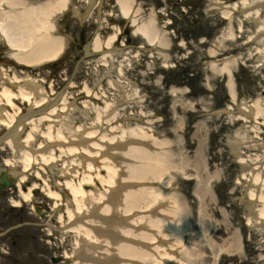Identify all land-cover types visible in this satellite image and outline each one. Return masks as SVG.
<instances>
[{"label":"rangeland","instance_id":"374dc122","mask_svg":"<svg viewBox=\"0 0 264 264\" xmlns=\"http://www.w3.org/2000/svg\"><path fill=\"white\" fill-rule=\"evenodd\" d=\"M41 1L45 0H28ZM88 1L93 2L89 8ZM115 2L69 0L67 10L51 18L55 33L67 34L59 58L30 68L2 63L3 74L36 80L48 99L46 111L53 105L66 106L56 116V128L70 127V132L85 126L103 128L102 117L104 121L118 115L119 125L142 123L156 138L169 141L174 198L167 206L176 211L177 220L168 219L180 243L174 250L179 257L188 254L191 264H264V226L256 225L254 218L247 224L251 192L257 196L252 210L264 206V200L258 201L264 196V172L255 169L264 166V39L256 34L258 23L264 22V0L254 4L261 8L257 15L241 0H134L133 9L140 8L138 23L153 15L158 39L165 36V45L162 40L151 45L131 32V18H124ZM224 9L231 11L230 18L223 15ZM114 32L117 41L106 48L110 52L93 53L89 45L93 37L99 35L104 43ZM225 59H234L230 69L234 101L227 74L218 70ZM89 92L102 97L100 103L91 100ZM256 101L250 117L239 114L242 104ZM16 103L27 110L21 99ZM6 130L0 128V138ZM26 133L22 131L21 137ZM4 141L0 173L8 172L18 182L13 164L21 165V155L15 161ZM39 141L47 138L40 136ZM38 167L28 175V185L36 182ZM41 183L30 201L13 184L0 191V264L71 260L65 256L73 253L78 235L61 229L69 220L67 209L55 212L56 200Z\"/></svg>","mask_w":264,"mask_h":264},{"label":"bare ground","instance_id":"6f19581e","mask_svg":"<svg viewBox=\"0 0 264 264\" xmlns=\"http://www.w3.org/2000/svg\"><path fill=\"white\" fill-rule=\"evenodd\" d=\"M256 1L263 0H241V4L254 7ZM133 2L116 0L120 14L132 19L134 33L151 45L159 40L165 45V36L158 39L153 15L138 23L140 8L133 9ZM68 4L69 0H45L35 4L28 0H0V34L11 48L10 58L28 68L59 58L64 39L55 33L51 18L67 10ZM254 8L257 15L261 8ZM223 12L225 17H231L230 10ZM257 28V36L262 34L260 37L264 39V22L258 23ZM117 33L110 34L104 43L99 35L94 36L92 51L109 53L107 49L116 42ZM233 61L225 59L218 70L227 74L226 85L234 101L236 94L230 78ZM30 79L17 75L8 77L0 69V81L6 84L0 85V128L7 129L4 143L14 152L15 161L21 155V165L14 162L13 169L20 175L16 186L23 199L30 201L34 190L43 182L47 185V195L56 200L53 210L58 212L64 206L67 209L69 220L60 227L78 235L73 253L65 256L71 259L68 264H191L188 254H184L183 259L175 254L180 243L168 219L176 216V211L167 206L174 198L170 190L174 165L168 151L169 141L156 138L142 123L119 125L122 116L118 115L103 121L99 114L103 128L85 126L76 132H70V127L69 131L64 126L56 128V116L61 115L66 106L58 109V105H53L46 111L48 99L44 90L36 80ZM87 96L97 103L102 99L91 92ZM18 99L27 104L25 112L16 103ZM51 102L56 104L57 100ZM257 105L258 101L241 106L252 112ZM113 110V107L106 110V116ZM24 130L27 133L22 138ZM34 136L36 146L31 144ZM40 136H45L47 141L36 143ZM35 165H40L33 175L36 182L26 186ZM258 168L264 172V166H255ZM251 194L248 205L252 215L247 224H253L254 218L256 225L263 228L264 206L252 210L256 194ZM259 197V202L264 200L263 195ZM49 227L52 234L53 229Z\"/></svg>","mask_w":264,"mask_h":264},{"label":"flooded vegetation","instance_id":"af4514ba","mask_svg":"<svg viewBox=\"0 0 264 264\" xmlns=\"http://www.w3.org/2000/svg\"><path fill=\"white\" fill-rule=\"evenodd\" d=\"M2 45H0V47H1ZM4 51V52H3ZM5 51H6V49H4V50H0V56H2V53H5Z\"/></svg>","mask_w":264,"mask_h":264}]
</instances>
